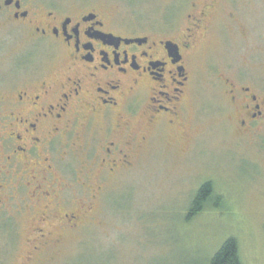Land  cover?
<instances>
[{
	"label": "flooded vegetation",
	"instance_id": "af4514ba",
	"mask_svg": "<svg viewBox=\"0 0 264 264\" xmlns=\"http://www.w3.org/2000/svg\"><path fill=\"white\" fill-rule=\"evenodd\" d=\"M168 10L174 17L182 12V24L129 25L87 4L2 0L0 230L28 236L23 264L62 246L67 234L83 233L93 218L101 168L92 175L97 163L87 166L84 156L105 154L97 165L115 177L134 167L162 129L184 140L195 132L193 58L211 50L213 33L224 50L231 23L239 25L241 17L225 0H173ZM47 56L50 62L42 60ZM231 67V75L229 68L214 69L238 130L247 133L264 117V99L242 82L243 67ZM91 182L86 205L83 187ZM78 187L80 196L66 194Z\"/></svg>",
	"mask_w": 264,
	"mask_h": 264
},
{
	"label": "rangeland",
	"instance_id": "374dc122",
	"mask_svg": "<svg viewBox=\"0 0 264 264\" xmlns=\"http://www.w3.org/2000/svg\"><path fill=\"white\" fill-rule=\"evenodd\" d=\"M51 1L108 9L129 25L145 26L149 19L182 24L183 13L174 17L168 10L173 0ZM225 2L241 21L231 23L224 50L213 33L211 50L193 58L199 67L194 73L199 108L195 132L184 140L162 129L151 148L136 155L134 167L115 177L97 165L105 154L95 150L84 156L87 166L97 163L92 175L101 168L95 214L83 233L67 234L62 246L37 254L31 264H209L230 238L238 240L243 264H264V117L249 132H240L222 75L214 69L229 68L231 75V66L243 67L242 82L264 99V0ZM27 45L24 40V51ZM42 60L50 62L48 56ZM207 182L221 197L219 209L186 222L194 195ZM89 185L95 184L83 187L86 205L92 203ZM81 192L78 187L66 194L74 199ZM26 236L0 230V264L26 262Z\"/></svg>",
	"mask_w": 264,
	"mask_h": 264
},
{
	"label": "trees",
	"instance_id": "16d2710c",
	"mask_svg": "<svg viewBox=\"0 0 264 264\" xmlns=\"http://www.w3.org/2000/svg\"><path fill=\"white\" fill-rule=\"evenodd\" d=\"M220 199L221 197L216 193L213 184L211 182L205 183L194 195L185 221L191 222L193 218L203 214L208 209H219ZM209 264H243L238 240L236 238L226 240Z\"/></svg>",
	"mask_w": 264,
	"mask_h": 264
}]
</instances>
